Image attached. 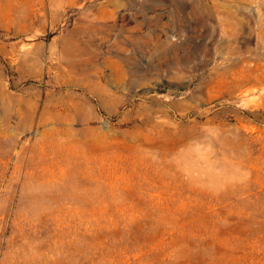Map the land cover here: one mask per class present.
Wrapping results in <instances>:
<instances>
[{"label":"rangeland","instance_id":"rangeland-1","mask_svg":"<svg viewBox=\"0 0 264 264\" xmlns=\"http://www.w3.org/2000/svg\"><path fill=\"white\" fill-rule=\"evenodd\" d=\"M0 264H264V0H0Z\"/></svg>","mask_w":264,"mask_h":264}]
</instances>
